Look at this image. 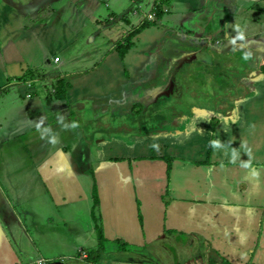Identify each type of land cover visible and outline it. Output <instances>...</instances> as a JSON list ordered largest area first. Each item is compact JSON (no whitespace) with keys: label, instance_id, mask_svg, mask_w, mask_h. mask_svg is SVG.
Returning a JSON list of instances; mask_svg holds the SVG:
<instances>
[{"label":"crops","instance_id":"0c3cea01","mask_svg":"<svg viewBox=\"0 0 264 264\" xmlns=\"http://www.w3.org/2000/svg\"><path fill=\"white\" fill-rule=\"evenodd\" d=\"M46 1L0 0V264L58 259L33 237L95 208L164 264L191 245L183 264H264V0H167L123 58L137 0ZM192 64L205 79L180 88Z\"/></svg>","mask_w":264,"mask_h":264},{"label":"rangeland","instance_id":"374dc122","mask_svg":"<svg viewBox=\"0 0 264 264\" xmlns=\"http://www.w3.org/2000/svg\"><path fill=\"white\" fill-rule=\"evenodd\" d=\"M139 1H143V0H139ZM46 2L49 6L52 7L54 6V1L47 0ZM144 6L145 3L139 4V7L142 9L140 12H138V15H140L143 11H147V13H149V10H145ZM56 7L58 8V6ZM133 10H134V5L131 6L130 10L128 6V8L123 13L125 14L124 18L126 19L130 18ZM134 11L137 12L139 10L136 8ZM44 13H45V9L43 8L41 14L43 15ZM199 71L200 70L197 69L195 64H192V66L189 67H184L180 71L177 78L179 87L184 88L186 86V88L188 87V89H193L194 87L198 88L199 80L205 79L203 74ZM194 73L197 75L193 76ZM210 77L211 75L209 73L206 74V78H210ZM196 88H194L193 90H196ZM172 101H174V99H172ZM196 103L210 105V101L206 97H201L200 99L199 98L196 99ZM174 107L178 108V102L177 104L174 105ZM172 127L174 128V125H172ZM138 133L139 131L137 126L135 127V130L132 131L133 135L131 136L126 135L125 138L127 137V141L133 145L134 141L137 139L135 137L140 136ZM140 134H143V132H141ZM80 142H82V145H87L85 141H80ZM146 145L145 146L141 145L140 146L141 148L138 149L139 154L142 156H147L150 153V150H148V146ZM82 149L83 151H86V148L84 146H82ZM88 214L90 215V217L92 215V217L89 220V226H90L89 229H87L86 227H82L79 228L78 230H69V228H67V230L71 232H66L64 234L60 233L59 231L49 230L48 231L49 241L48 243H46L49 244L48 246H41L42 243L38 242L40 241L39 240L40 238L33 237L35 241V246L38 248L39 252L49 255L59 254L58 256L59 258L56 259V261H54L55 264H77L78 262H76V260H78V258L79 260H81L80 258L83 257L84 253L89 254L91 256V260H97L98 264H164L160 255L158 253H155V251L153 250L142 251L141 249L138 250L135 247L130 248L129 245L128 246L123 245V242L121 240L116 242H112V241L108 242V240L106 239V235L103 234L102 232L101 234L99 233L100 223H101V220L99 218V215L101 216L100 210L95 208L94 210L89 211ZM92 228L94 229L92 230ZM72 232H77V233H72ZM191 248H192L191 250L190 249L187 250L186 255H184L182 252H179V256L176 258V260H178L180 264H183L185 260L189 259V256L191 254L194 253L197 254L196 249L198 247L191 245ZM157 250H159L160 252L161 248L158 247ZM70 253L73 254L71 255L73 257L71 258L67 257V255H69ZM209 254L210 252H208V254H206L205 256L209 257ZM220 255H222L226 260H228V262L230 263L234 262L231 261V258L229 257V253L223 254L220 252L218 256ZM192 257L193 256H190V258ZM156 259L158 260L157 262ZM206 264H212V260H210ZM247 264H249V262Z\"/></svg>","mask_w":264,"mask_h":264},{"label":"trees","instance_id":"16d2710c","mask_svg":"<svg viewBox=\"0 0 264 264\" xmlns=\"http://www.w3.org/2000/svg\"><path fill=\"white\" fill-rule=\"evenodd\" d=\"M165 5H166V3H164L161 6H159L158 9L156 10V20L155 21L145 22L143 25H141L137 29H134V31H131V32L127 33L125 38H123V40L117 45L116 49H117V51L119 52V55L122 58L127 53V51L132 47L133 38L138 33H140L144 28L154 24L155 22H157L158 20H160L163 17V15L166 13V10L164 11ZM262 68L264 69V65L262 66ZM94 200H96V195L95 194H94ZM99 233L101 234V231ZM87 257L89 258V260H91V256L89 254H87ZM92 261H97V260H92Z\"/></svg>","mask_w":264,"mask_h":264},{"label":"built area","instance_id":"2783aa9c","mask_svg":"<svg viewBox=\"0 0 264 264\" xmlns=\"http://www.w3.org/2000/svg\"><path fill=\"white\" fill-rule=\"evenodd\" d=\"M167 0H152V3L150 4V10L149 13L146 14V17H144V20L147 21H154L156 20V10L158 9L159 6L163 5L166 3ZM137 8H140L139 6ZM164 7V11H165Z\"/></svg>","mask_w":264,"mask_h":264},{"label":"flooded vegetation","instance_id":"af4514ba","mask_svg":"<svg viewBox=\"0 0 264 264\" xmlns=\"http://www.w3.org/2000/svg\"><path fill=\"white\" fill-rule=\"evenodd\" d=\"M54 261H56V260H54ZM54 261H48L46 263H39V264H55ZM76 262H78L77 264H98V261L89 260V258L87 257V255L86 256H83L81 258V260H79V259L76 260ZM59 263H61V262H59Z\"/></svg>","mask_w":264,"mask_h":264},{"label":"clouds","instance_id":"9594fccd","mask_svg":"<svg viewBox=\"0 0 264 264\" xmlns=\"http://www.w3.org/2000/svg\"><path fill=\"white\" fill-rule=\"evenodd\" d=\"M135 4H136V8H137L139 6V2H136ZM148 22H151V21H148Z\"/></svg>","mask_w":264,"mask_h":264},{"label":"water","instance_id":"95a60500","mask_svg":"<svg viewBox=\"0 0 264 264\" xmlns=\"http://www.w3.org/2000/svg\"><path fill=\"white\" fill-rule=\"evenodd\" d=\"M137 2H139V4L142 3V1H139V0H137Z\"/></svg>","mask_w":264,"mask_h":264}]
</instances>
